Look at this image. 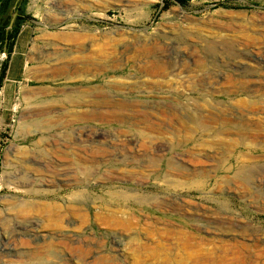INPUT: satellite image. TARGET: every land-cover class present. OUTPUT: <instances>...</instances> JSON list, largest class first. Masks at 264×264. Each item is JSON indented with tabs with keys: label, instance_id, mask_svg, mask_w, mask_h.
<instances>
[{
	"label": "rangeland",
	"instance_id": "obj_1",
	"mask_svg": "<svg viewBox=\"0 0 264 264\" xmlns=\"http://www.w3.org/2000/svg\"><path fill=\"white\" fill-rule=\"evenodd\" d=\"M18 1L0 14V31L13 29L10 52L0 44V69L13 59L0 83V264H264V0H23L8 29ZM77 47L110 55L86 76H58ZM152 61L162 72L149 76L141 69ZM81 92L82 106L62 105ZM102 96L127 106L122 120L100 121L108 108L91 103ZM48 106L88 122L46 133L36 112ZM55 134L100 151L84 183L60 186L57 228L41 226L35 242L13 215L39 201L27 191L44 184L21 176L47 163ZM77 189L88 200L67 218ZM48 210L39 218L50 225ZM40 235L56 237L51 255ZM222 242L245 247L210 254ZM67 243L89 245V256Z\"/></svg>",
	"mask_w": 264,
	"mask_h": 264
},
{
	"label": "bare ground",
	"instance_id": "obj_2",
	"mask_svg": "<svg viewBox=\"0 0 264 264\" xmlns=\"http://www.w3.org/2000/svg\"><path fill=\"white\" fill-rule=\"evenodd\" d=\"M77 38H79V37H77ZM73 40L75 41L78 39L73 38ZM79 49H80V47H77L74 49V51H72L73 53L78 54L76 57L72 56L71 58H69L68 61L63 62L59 68L54 69V72L58 76H62L65 79H69V75H72L74 77L86 76L90 72L91 66L93 64H95L93 62L95 59H98V62H104L108 58V56L110 55L105 50L99 51L98 53H92L89 56H88V54L82 55L81 52L79 51ZM138 52H140L139 53L140 56L142 54H144L142 51H137L136 54ZM61 53H62V51H61ZM61 56L64 57L65 55L63 56L61 54ZM93 56H95V58ZM28 67L29 66H27V69H28V71H30L29 70L30 68H28ZM100 67L103 68L104 67L103 64L100 65ZM161 67L162 66L159 63L152 61V62L146 63L142 67L141 71L146 75L152 76V75L157 74L158 72H162ZM69 70H70V72H68ZM85 96H86V94L83 92L72 93L64 99V101L62 102L63 103L62 105L63 106L67 105L68 107H80V106H82V104H81V101L79 102L78 100H80V99L82 100ZM88 103L90 104L91 102H88ZM91 104H92L91 106L95 107V108L97 106H105L108 108L109 112H107L106 114H104L100 118V121L104 122V123L110 122V120H108L109 118H116L117 121L122 120L123 118L119 117L117 113L122 111L124 108L127 107L126 105H123L122 103L113 102L111 99H109L106 96L105 97L102 96L100 99H98L97 102L91 103ZM134 106H136V105H134ZM131 108H132L130 110L131 114H134V115L140 114L144 119L155 118L156 120L165 122V117L162 114L161 115L159 114V118H156V116H153L152 113H150V112L148 113V112H143L142 110H140V111L135 110L137 108L133 107V106H131ZM36 115H38L39 117L45 118V119L43 118V120H41V122L39 123V126L43 127L46 130V133H47V131H49V133L53 132V131L56 132L60 128L61 129L62 128H68L69 125L75 123V121L76 122L77 121L88 122L87 117L86 118L77 117L76 119L63 117L64 112L63 113L62 112L59 113L58 111L55 112L52 110V108L50 106L37 111ZM244 117H245V115L239 117V120L243 121ZM49 137H51V136H49ZM58 138H59V136L56 135L55 139H53L52 147H49L47 149H42V151H41L42 154H40V155H42L44 158L47 159L46 160L47 163L45 165L42 163V165H43L42 167H38V168L34 169V171L36 172V173L35 172L34 173L36 175L34 177H30V175L27 174V171L25 168V171L22 173L23 176H21V178L22 177L26 178L25 180L23 179L24 181L29 182L27 186H31L32 184H35L37 182L44 184V187H42V188L35 189L32 186L30 187V189L28 188L27 193H29L30 195H35V196L39 197L40 198L39 201L34 202L32 200L33 202L32 201L31 202L30 201L29 202H23V203L21 202V205L18 206V208L20 209V214L19 215H13V216H15L14 219L19 218L20 220H22L21 221L22 224L17 225V228H18L19 232H21V235L25 234V236H28L30 239H32V241H35V242H37L38 239L34 240L33 238L39 236L38 235L39 232H42L41 228L42 229L47 228V227L57 228L56 219H58L59 211L61 209H63L61 206H59L58 202H55V200L58 201V199L59 200L61 199V197L56 198V196H57L56 193H57L58 189H61L60 186L64 185V186L70 187L72 184L74 186H80L82 183H84L86 181V179H88V176H91L92 172L90 171V169L92 167V164L95 161L96 154H98V152L100 151L98 146L88 147V144H87L88 141H85V140H84V142L86 144L80 146L79 145L80 143H77V142H81L82 144H84V143H83V141L80 140L79 137H77L76 140H74V141L62 138L60 140V141H62V143H60V144L57 143L59 141ZM50 139H52V138H50ZM126 142H127V144H129L130 140L126 141ZM77 146H80V147L76 148ZM109 149H110V147L108 146V147H106V149H103V152L109 153V151H110ZM23 153H20V154L17 153V154L24 157V155H22ZM133 157L136 158L135 156H133ZM89 163H91V165H89ZM79 176L83 177L84 179H81ZM132 196L134 197V195H132ZM62 198H64V197H62ZM71 198H72V201L68 204V206H66V204H65V207H64V210L70 212V213H67L65 215V216L68 215L67 218L69 216L75 215L77 210L82 209V208H78V206H76L77 205L76 203H77L78 199H81L83 201H87L88 200V193L85 192L84 190L77 189L75 192H73L71 194ZM67 199H69V198H67ZM61 200H63V199H61ZM17 204H19V203H17ZM48 207L51 210V211L48 210L49 211V219L51 221L50 225L45 224L39 218V215L42 212H45V208H48ZM14 223H15V221H14ZM130 225H132V224H130ZM230 227H231V225H230ZM230 227H225L224 224H222V226L219 230H226V232H233V229H231ZM238 228H239V231L243 234V237L249 236V235H244L245 232L250 231L249 226H247L246 224H242V223L240 224L239 223ZM177 234L179 236L183 237V239H187V240H195L196 239L195 238L196 236L189 231L176 232V234H174V235L177 236ZM41 235H40V238H41L40 241H38V243H36V244H38V246L40 248H43V249H41L43 252V255L44 254L45 255L46 254L51 255L54 252V246L56 245L55 244L56 243L55 242L56 237H54L53 235H44L42 238ZM45 236H47V237H45ZM232 239H234L233 236H232ZM69 240L71 241V239H69ZM235 244L234 245H232V244L231 245L230 244L225 245L222 242L220 244V246H214L212 249L214 251L211 252L210 254L216 253L215 250H224L225 249L224 251L227 252L229 249H232V250L235 249L236 251H238V249L243 250V248L245 247V245H243V244H239V243L238 244L235 243ZM66 246L71 251L74 250V251L78 252L80 255L84 256L85 258L89 256V245L70 246V244L67 243ZM29 254L33 255L32 253H29ZM89 262H87V264H89Z\"/></svg>",
	"mask_w": 264,
	"mask_h": 264
},
{
	"label": "trees",
	"instance_id": "obj_3",
	"mask_svg": "<svg viewBox=\"0 0 264 264\" xmlns=\"http://www.w3.org/2000/svg\"><path fill=\"white\" fill-rule=\"evenodd\" d=\"M9 1H12V3H13L16 0H9ZM175 1L177 3H179L180 5H182V6H185L188 3L189 0H175ZM22 2H23V0H19L17 2L16 8H15V12L18 11V8H19V6L21 5ZM7 25H8V22L5 24V27H7ZM12 31H13V29L10 32H6V33L0 34V44H4L6 42L5 46L8 48V50H9L8 52H10L11 47H12V39H13ZM6 68H7V64L6 63L1 64L0 83H1V81L3 79V77H4Z\"/></svg>",
	"mask_w": 264,
	"mask_h": 264
},
{
	"label": "crops",
	"instance_id": "obj_4",
	"mask_svg": "<svg viewBox=\"0 0 264 264\" xmlns=\"http://www.w3.org/2000/svg\"><path fill=\"white\" fill-rule=\"evenodd\" d=\"M7 1H9V0H0V14L5 10V9H4V5L6 4ZM2 33H3V32L0 31V34H2ZM3 48H4V47H3ZM3 48H2V52H3ZM11 54H14V51H13L12 53H10L9 55H11ZM15 54L17 55V53H15ZM15 54H14V55H15ZM10 58H11V57H10ZM12 60H13V59L11 58L10 61H9L8 63H6V64H7V69H6V71H5V76L3 77L2 82H5V81L8 80V78L6 77V75L10 73L11 67H12V65H13Z\"/></svg>",
	"mask_w": 264,
	"mask_h": 264
},
{
	"label": "water",
	"instance_id": "obj_5",
	"mask_svg": "<svg viewBox=\"0 0 264 264\" xmlns=\"http://www.w3.org/2000/svg\"><path fill=\"white\" fill-rule=\"evenodd\" d=\"M16 15H17V13L16 12H14L13 14H12V18H11V20H10V22H9V25H8V29H10L11 27H12V25H13V23H14V20H15V17H16ZM5 45H6V42H5ZM4 45V48H3V53H5L6 52V46Z\"/></svg>",
	"mask_w": 264,
	"mask_h": 264
}]
</instances>
